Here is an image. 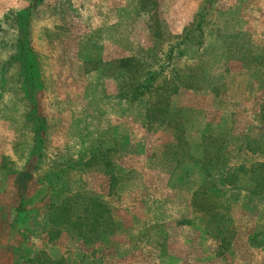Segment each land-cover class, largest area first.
Returning a JSON list of instances; mask_svg holds the SVG:
<instances>
[{
	"label": "rangeland",
	"instance_id": "1",
	"mask_svg": "<svg viewBox=\"0 0 264 264\" xmlns=\"http://www.w3.org/2000/svg\"><path fill=\"white\" fill-rule=\"evenodd\" d=\"M0 264H264V0H0Z\"/></svg>",
	"mask_w": 264,
	"mask_h": 264
},
{
	"label": "trees",
	"instance_id": "2",
	"mask_svg": "<svg viewBox=\"0 0 264 264\" xmlns=\"http://www.w3.org/2000/svg\"><path fill=\"white\" fill-rule=\"evenodd\" d=\"M28 14V12L26 11V12H24V17H23V20L24 21H27V18L29 17V16H27V18H26V15ZM26 31V30H25ZM26 33V32H25ZM23 47H26V48H24V50H22L23 51V55H26L28 52V46H26V45H23ZM27 52V53H26ZM182 54V52H180L179 53V55H181ZM165 57L167 58V57H171V51H169V52H167V54L165 55ZM159 70H161V71H163V68H162V66H159ZM149 74V78L148 77H146V80H147V82H139L140 80H137V86L133 89V93H134V95H133V100H138V97H142V96H144V95H147V96H152L153 94H154V92H156V91H154L153 90V88H151L152 86H151V83H152V81L155 79V77L157 76V75H159V73H157L156 71L155 72H151V73H148ZM148 74H147V76H148ZM176 76H177V74H176ZM166 90H167V88H166ZM167 91H169V90H167ZM176 90L175 89H172V90H170V94H172V93H174ZM146 113H148V114H150V110L147 108L146 110ZM195 196V195H194ZM193 196V197H194ZM194 200V199H193ZM192 200V201H193ZM68 201V200H67ZM69 202H64V205H66V204H68ZM193 206H194V204H193Z\"/></svg>",
	"mask_w": 264,
	"mask_h": 264
},
{
	"label": "crops",
	"instance_id": "3",
	"mask_svg": "<svg viewBox=\"0 0 264 264\" xmlns=\"http://www.w3.org/2000/svg\"><path fill=\"white\" fill-rule=\"evenodd\" d=\"M148 136V135H146ZM147 138V137H146ZM146 140V139H145ZM149 197L145 198L146 201H150L151 203H153L154 205L152 207L149 208V212L152 213V215H162V203H161V197L156 195L155 193H151L150 195H148ZM159 204V209H157V206ZM151 206V205H150ZM186 210L189 211L191 210V206H190V197L188 196L186 198Z\"/></svg>",
	"mask_w": 264,
	"mask_h": 264
}]
</instances>
